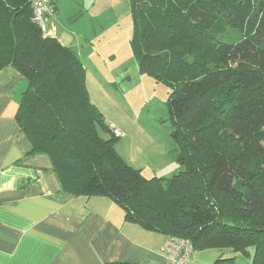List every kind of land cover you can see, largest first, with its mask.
I'll return each instance as SVG.
<instances>
[{
	"label": "trees",
	"instance_id": "trees-1",
	"mask_svg": "<svg viewBox=\"0 0 264 264\" xmlns=\"http://www.w3.org/2000/svg\"><path fill=\"white\" fill-rule=\"evenodd\" d=\"M130 3L131 48L140 73L169 89L183 170L147 178L130 166L80 56L43 37L30 0H0V70L27 80L17 114L27 155L49 157L63 194L108 198L130 223L219 252L215 264H264V0ZM229 29L236 39L221 37Z\"/></svg>",
	"mask_w": 264,
	"mask_h": 264
},
{
	"label": "crops",
	"instance_id": "crops-1",
	"mask_svg": "<svg viewBox=\"0 0 264 264\" xmlns=\"http://www.w3.org/2000/svg\"><path fill=\"white\" fill-rule=\"evenodd\" d=\"M26 89L18 70H0V264H166L168 236L126 221L108 198L63 194L49 157L27 155L32 147L17 123ZM220 256L195 251L188 264H215Z\"/></svg>",
	"mask_w": 264,
	"mask_h": 264
},
{
	"label": "rangeland",
	"instance_id": "rangeland-1",
	"mask_svg": "<svg viewBox=\"0 0 264 264\" xmlns=\"http://www.w3.org/2000/svg\"><path fill=\"white\" fill-rule=\"evenodd\" d=\"M54 1L59 13L51 23L59 30L58 39L80 53L94 103L109 127L124 132L115 145L118 154L147 178L179 174L183 168L176 162L178 145L172 137L166 104L169 89L140 73L131 48L134 25L130 0ZM236 36L232 29L221 34L224 40ZM99 132L106 140L111 136ZM236 261L251 263L239 255Z\"/></svg>",
	"mask_w": 264,
	"mask_h": 264
},
{
	"label": "built area",
	"instance_id": "built-area-1",
	"mask_svg": "<svg viewBox=\"0 0 264 264\" xmlns=\"http://www.w3.org/2000/svg\"><path fill=\"white\" fill-rule=\"evenodd\" d=\"M33 9V21L40 28L45 39H58V29L51 23L56 16V9L51 0H30ZM116 138L124 134L117 128L110 127ZM166 264H188L193 259L195 249L190 241L168 236L163 245Z\"/></svg>",
	"mask_w": 264,
	"mask_h": 264
}]
</instances>
